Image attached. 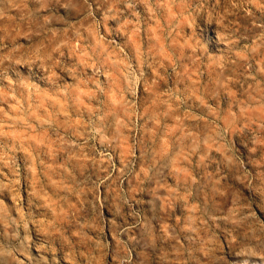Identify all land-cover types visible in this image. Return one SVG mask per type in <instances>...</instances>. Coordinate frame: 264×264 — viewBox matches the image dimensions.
Instances as JSON below:
<instances>
[{
  "label": "clouds",
  "instance_id": "obj_1",
  "mask_svg": "<svg viewBox=\"0 0 264 264\" xmlns=\"http://www.w3.org/2000/svg\"><path fill=\"white\" fill-rule=\"evenodd\" d=\"M0 264H264V0H0Z\"/></svg>",
  "mask_w": 264,
  "mask_h": 264
},
{
  "label": "rangeland",
  "instance_id": "obj_2",
  "mask_svg": "<svg viewBox=\"0 0 264 264\" xmlns=\"http://www.w3.org/2000/svg\"><path fill=\"white\" fill-rule=\"evenodd\" d=\"M203 38L205 39L206 42L209 43L210 45V50L215 52L216 51V44H215V34L211 28H207L205 32L203 33ZM161 76L163 77L164 82H167V77L163 76V72H161ZM193 80H199V82L202 84L204 81L207 79V76L201 77L199 75V72H196L192 76ZM142 104L144 105L145 108L148 107L147 101H142Z\"/></svg>",
  "mask_w": 264,
  "mask_h": 264
}]
</instances>
